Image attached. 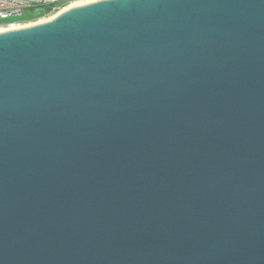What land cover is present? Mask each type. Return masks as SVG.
Wrapping results in <instances>:
<instances>
[{"label": "water", "instance_id": "water-1", "mask_svg": "<svg viewBox=\"0 0 264 264\" xmlns=\"http://www.w3.org/2000/svg\"><path fill=\"white\" fill-rule=\"evenodd\" d=\"M0 264H264V0L0 32Z\"/></svg>", "mask_w": 264, "mask_h": 264}, {"label": "built area", "instance_id": "built-area-1", "mask_svg": "<svg viewBox=\"0 0 264 264\" xmlns=\"http://www.w3.org/2000/svg\"><path fill=\"white\" fill-rule=\"evenodd\" d=\"M63 5H57L60 2H65ZM73 1L77 0H0V18H6L11 15H18L26 8H34L37 6H46L47 11L45 16H50L51 14L58 11L60 8H63L70 4ZM44 16V15H43ZM23 22H10L0 24V27H6L12 24H22Z\"/></svg>", "mask_w": 264, "mask_h": 264}, {"label": "rangeland", "instance_id": "rangeland-1", "mask_svg": "<svg viewBox=\"0 0 264 264\" xmlns=\"http://www.w3.org/2000/svg\"><path fill=\"white\" fill-rule=\"evenodd\" d=\"M65 3H66V1L60 2L57 5L60 6V5H63ZM46 11H47L46 6H37L34 8H26V9H23L22 12L18 15H11V16H8L6 18H0V24L20 21V22H23L20 25H26V24L33 23L35 21L45 20L46 18H49L50 16H52L54 14L53 13L50 16H45Z\"/></svg>", "mask_w": 264, "mask_h": 264}, {"label": "bare ground", "instance_id": "bare-ground-1", "mask_svg": "<svg viewBox=\"0 0 264 264\" xmlns=\"http://www.w3.org/2000/svg\"><path fill=\"white\" fill-rule=\"evenodd\" d=\"M96 1H98V0H77V1H73L70 4H68L67 6H65L63 8H60L56 13H54L49 18H46L45 20H42V21H38V23H42L44 21H49V20L57 17L60 13L66 11L68 9H71V8H74V7H77V6H81V5H84V4H88V3L96 2ZM33 24H34V22L30 23V24H26V25L12 24V25H8L6 27H0V32L9 31V30H16V29H20V28L31 26Z\"/></svg>", "mask_w": 264, "mask_h": 264}]
</instances>
